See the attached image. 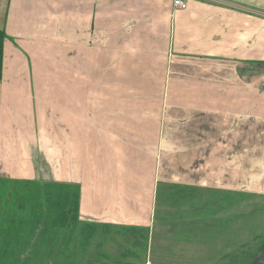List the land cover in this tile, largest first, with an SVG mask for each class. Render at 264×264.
<instances>
[{"label": "crops", "instance_id": "1", "mask_svg": "<svg viewBox=\"0 0 264 264\" xmlns=\"http://www.w3.org/2000/svg\"><path fill=\"white\" fill-rule=\"evenodd\" d=\"M184 1L0 0V177L112 225L149 226L159 182L263 199L264 0Z\"/></svg>", "mask_w": 264, "mask_h": 264}, {"label": "trees", "instance_id": "2", "mask_svg": "<svg viewBox=\"0 0 264 264\" xmlns=\"http://www.w3.org/2000/svg\"><path fill=\"white\" fill-rule=\"evenodd\" d=\"M7 38L0 27V79ZM246 197V193L159 182L155 191L156 206L176 209L168 214L156 211L157 232L174 227L179 239L188 236L206 241L218 231L224 237L226 250L219 258L210 255V262L248 264L264 251V237L255 235L254 238H260L256 243L248 238L241 244H233L227 232L230 227H223L224 230L217 227L212 216L216 210L231 208ZM10 203L14 206L7 207ZM79 208L80 185L77 183L0 177V264H134L129 258H138V255L132 251V246L147 248V226L82 221ZM221 221L224 226L227 217ZM109 240L116 243V252L90 253L92 258L82 261L89 249H101ZM121 240L129 246L123 245ZM103 259L109 261H100Z\"/></svg>", "mask_w": 264, "mask_h": 264}, {"label": "rangeland", "instance_id": "3", "mask_svg": "<svg viewBox=\"0 0 264 264\" xmlns=\"http://www.w3.org/2000/svg\"><path fill=\"white\" fill-rule=\"evenodd\" d=\"M48 107H50V111H54V113L62 110L59 104H56V102L52 103L51 100ZM246 195V198L238 201L231 208L223 209L222 211L216 210L215 214H212L217 223V227H231V230H227V232L232 236L231 242L235 244H241L248 238H251V241L256 243V240L260 238H254L255 235H261L264 237V197L263 199H260L258 197H250V194L248 195L247 193ZM13 198L15 199L14 196ZM204 199L205 197L202 198V200ZM10 205H12V207L14 206L10 203L7 207H10ZM175 209L176 207L156 206L154 202V212L151 216L152 221L151 224L149 223V226H147L152 227L149 228L148 246L144 250L132 246V251L138 255V258L130 257V261H133L134 264H191V262L212 264V261L210 262V255L220 252L224 249L226 244L222 233L205 241L200 238L194 239L195 237L189 238L188 236L179 239L177 234L175 236L174 227H172L173 230H171L170 227H168V230L164 228L160 234L157 232L158 223L154 219L156 211L168 214ZM9 211L11 212V210ZM226 217L228 223L226 222L224 223L225 225L223 224L224 226H222V223L220 222ZM80 219L82 221H87L81 217ZM120 242L123 245L129 246V243L125 242V240H121ZM115 247L116 243H113L111 240L105 241L100 246L101 249L95 247L89 249V253L84 254L82 261L88 262L89 258H92L89 255L90 253H97L98 251H106L109 253L116 252ZM124 259L125 258L122 260ZM96 260H98V258H96ZM100 261L107 262L109 260L103 259Z\"/></svg>", "mask_w": 264, "mask_h": 264}, {"label": "built area", "instance_id": "4", "mask_svg": "<svg viewBox=\"0 0 264 264\" xmlns=\"http://www.w3.org/2000/svg\"><path fill=\"white\" fill-rule=\"evenodd\" d=\"M173 6L178 9H185L186 2L184 0H173Z\"/></svg>", "mask_w": 264, "mask_h": 264}]
</instances>
